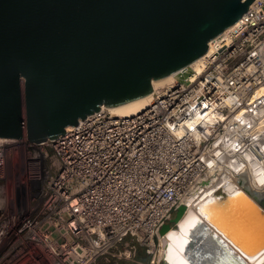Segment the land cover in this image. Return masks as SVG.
Instances as JSON below:
<instances>
[{"label": "built area", "instance_id": "2783aa9c", "mask_svg": "<svg viewBox=\"0 0 264 264\" xmlns=\"http://www.w3.org/2000/svg\"><path fill=\"white\" fill-rule=\"evenodd\" d=\"M209 47L138 113L103 105L40 143L0 136V264H140L143 250L163 261L161 229L212 161L264 142V0ZM21 140L49 147L36 215L10 209L8 148Z\"/></svg>", "mask_w": 264, "mask_h": 264}, {"label": "water", "instance_id": "95a60500", "mask_svg": "<svg viewBox=\"0 0 264 264\" xmlns=\"http://www.w3.org/2000/svg\"><path fill=\"white\" fill-rule=\"evenodd\" d=\"M254 1L0 0V136L40 143L103 105L150 93L154 79L207 52ZM240 182L198 207L181 264H249L264 252V190ZM186 211L181 205L161 233L179 230Z\"/></svg>", "mask_w": 264, "mask_h": 264}, {"label": "bare ground", "instance_id": "6f19581e", "mask_svg": "<svg viewBox=\"0 0 264 264\" xmlns=\"http://www.w3.org/2000/svg\"><path fill=\"white\" fill-rule=\"evenodd\" d=\"M209 51H211L210 47L207 52ZM204 54L194 60L197 68L202 67ZM175 78L176 72H172L161 78L154 79V89L150 93L124 104L116 106L105 105V107H109L116 115H132L138 113L152 103L156 89L172 83ZM40 157L41 154L36 152L34 158L37 160ZM223 159L221 161L217 159L212 161L204 184L186 200L187 211L179 220L181 224L180 229L174 230L172 228L169 230V234L165 236L162 257L164 256L167 242H170L171 248L168 252L170 264H181L187 260L185 246L188 240H190V234L199 220L198 207L206 199L221 192L222 189L227 191L243 189L244 185L240 182V179L243 177L247 179L251 188L264 190V142L259 147L253 144L245 152L227 149L224 152ZM160 264H164L163 261ZM249 264H264V252L261 253L259 258L250 260Z\"/></svg>", "mask_w": 264, "mask_h": 264}, {"label": "rangeland", "instance_id": "374dc122", "mask_svg": "<svg viewBox=\"0 0 264 264\" xmlns=\"http://www.w3.org/2000/svg\"><path fill=\"white\" fill-rule=\"evenodd\" d=\"M182 79H185V77L182 76ZM48 148V145L36 146L27 140L10 143L7 178L12 212L36 215L37 212L34 211V208L41 207L43 203L41 189L45 182L44 168L50 163L49 159L43 156V151ZM36 152L42 153L37 160L34 158ZM142 258L145 260H143L144 263L140 264H151V259L148 261L150 255L145 250L142 252ZM126 263L129 264L128 261Z\"/></svg>", "mask_w": 264, "mask_h": 264}, {"label": "snow or ice", "instance_id": "6c2138e0", "mask_svg": "<svg viewBox=\"0 0 264 264\" xmlns=\"http://www.w3.org/2000/svg\"><path fill=\"white\" fill-rule=\"evenodd\" d=\"M221 245H223V241H218Z\"/></svg>", "mask_w": 264, "mask_h": 264}]
</instances>
